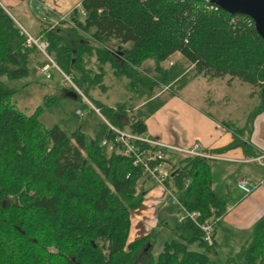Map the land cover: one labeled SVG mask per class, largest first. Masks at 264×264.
<instances>
[{"label":"trees","instance_id":"1","mask_svg":"<svg viewBox=\"0 0 264 264\" xmlns=\"http://www.w3.org/2000/svg\"><path fill=\"white\" fill-rule=\"evenodd\" d=\"M78 5L61 22L70 23L67 27L48 24L34 37L47 42L52 61L112 126L144 133L143 119L162 104L155 89L167 86L172 94L196 76L235 77L257 87L264 100V39L249 17L206 0H79ZM175 52L182 60L163 67ZM90 55L127 79V88L146 101L142 109H133L129 117L124 102L109 106L89 95L90 89L103 87V74L84 67L83 57ZM37 56L0 6V77H26L29 61ZM146 60H151L150 74L139 70ZM14 92L0 79V264H134L154 236L150 230L129 237L130 211L145 192L136 191L146 179L142 168L119 153L103 119L91 137L79 125L69 133L57 124L44 127L39 116L59 97L45 95L24 114L11 101ZM258 112L249 114V125ZM163 184L186 210L198 213L199 221L218 220L225 212L224 199L211 188L208 158L182 156ZM169 233L154 258L148 252L147 264H213L214 240L203 241L193 221H176ZM192 243L199 250L188 249ZM225 263L264 264V212Z\"/></svg>","mask_w":264,"mask_h":264},{"label":"rangeland","instance_id":"2","mask_svg":"<svg viewBox=\"0 0 264 264\" xmlns=\"http://www.w3.org/2000/svg\"><path fill=\"white\" fill-rule=\"evenodd\" d=\"M11 1L13 2L3 3L4 6L10 15L13 16L12 18L17 20L32 36H36L42 28L47 26V21L45 22V20L41 19L46 11L43 6L48 8L50 13L57 18L55 20L57 25H60L63 20L68 19V15L74 7L79 9V5H75L78 0H44V2L41 0ZM60 17H63V20H61ZM55 21L50 22L49 26ZM69 24L68 22H64V24L61 25L67 27ZM122 47H126V45H122ZM111 48H115V45H111ZM36 58L37 64L32 60L29 61V73L26 77L20 79H5L0 77L4 85L15 90L11 99L15 107L24 114H30L37 105H40L45 95H57L59 97V99L57 98V102L45 107L39 116L42 125L48 127L57 124L66 133L71 132L79 125L85 135L91 137L95 129H97L100 119H104L102 115L100 114L99 116L96 112L89 111V109L84 107L80 102V99L73 98L69 93L71 90L60 81L61 77L54 69L51 70L49 79L37 75L35 67L41 63L43 59L40 56ZM83 60L84 67L88 68L91 73L101 72L103 74L101 80L102 89L99 86L94 87L88 91L89 95L93 99L99 100L109 106H115L119 102H124L126 107L125 114L130 117L134 112L133 106L141 102L142 98H138L133 91L127 88V79L114 76L112 74V68H110L107 63L99 66L94 55L84 56ZM151 66V60H146L145 66H142L139 70L146 74H150ZM225 77L228 78V75ZM242 84L243 86L241 88L237 87V93L232 94L234 97L228 93L230 96L219 101V95L216 93V90L219 92V79L218 81L215 80L214 84H208L207 86L209 88L206 86V83L202 84L201 81L203 95L207 96V99L218 101L219 105H224L227 112H232L234 119L231 116L229 118L225 117L226 115L223 116V118L221 114L216 112L213 108L209 109L206 104L203 103L201 105L203 110L209 111V113L205 112V114L213 120L215 124L221 125L222 128L227 131L230 138H236L238 142L246 140L247 132L249 133L251 130V127L247 123L248 121H246L244 129L241 130V132L238 131V129L242 127L244 118L249 112L254 114L261 108L258 99H252L246 94V91L249 89V84L246 82H242ZM206 87L208 89L205 91ZM188 89L195 91L196 86L190 85ZM221 89H224L225 92L227 91L224 82ZM213 90H215V93H213ZM156 91H159V89L156 88L155 92ZM77 109L84 111L85 115L78 117L75 113ZM124 130L129 129L125 127ZM178 157V155H173L171 160H176ZM145 178L146 181L143 188L145 192L142 194L141 203L138 208L130 211L132 225L129 231V237L140 236L150 230L153 231L154 236L150 238L151 244L137 253L134 264H147L148 252L150 256L154 258L161 249V242L169 238V229L172 228L176 222L177 207L171 200H168V193L161 186L148 180V177L145 176ZM263 183L264 182L261 184L263 185ZM233 185L232 178L231 188ZM140 188L142 187H136V191ZM233 212L235 213V210H233ZM238 213L236 214L238 215ZM251 220H253V218H251ZM252 222L250 221V223H248V219L246 222H235V219L226 216V212H224L220 222L215 225L217 238L215 254L212 256L213 264H226V258L235 255L240 246L248 238L254 226ZM247 224H250V227L247 226ZM188 249L199 250L196 243L190 244Z\"/></svg>","mask_w":264,"mask_h":264},{"label":"crops","instance_id":"3","mask_svg":"<svg viewBox=\"0 0 264 264\" xmlns=\"http://www.w3.org/2000/svg\"><path fill=\"white\" fill-rule=\"evenodd\" d=\"M41 1L44 2V0ZM0 2L7 13H9L3 3H12L13 1L0 0ZM78 3L79 0L75 5ZM43 7L46 11L41 19L45 20V22L47 21L48 25L57 18L50 13L48 8ZM14 21L23 27L17 20L14 19ZM175 60H182L180 54L177 52L162 61L161 65L167 67ZM32 61L35 64L38 63L36 62V57L32 58ZM225 76L212 79L196 76L183 88L172 94L169 93L167 86H163L154 95V97L162 101V104L143 119L145 125L144 133L149 138L156 139L157 141L182 147H189L193 143L199 144V150L206 154L210 160L211 188L224 199L226 203V216L232 217L235 219V222H246L248 219V223L253 221L252 224H254L264 212V183L263 185L258 184L261 180L264 182V166L251 160L257 155L264 153V110L260 108L259 112L253 116L249 125L251 130L249 133L247 132L246 140L238 142V140L230 138L227 131L221 125L215 124L213 120L207 117L205 112L209 113V111L203 110L201 107L205 103L209 109L213 108L222 117L226 115L225 117L229 118L231 116L233 118L232 112H227L225 106L219 105L218 101L207 99V96L203 95V89H201L203 88L201 81L202 84L206 83L207 86L208 84H214L215 80L218 81L219 79V92L216 90L217 95H219V101L230 96L228 93L234 97L232 94L237 93V87L241 88L243 86L242 81L235 77L230 79L229 76L228 78ZM223 82L227 88L226 92L224 89H221ZM190 85H195L196 90H189ZM207 87L205 91L209 88ZM213 93H215V90H213ZM246 94L252 99H258L260 106L264 105L263 97H261L257 87L249 84ZM145 102L142 100L133 106V109L137 107L142 109ZM152 102V106H154L158 101L154 99ZM250 113L244 118L242 122L243 127L246 125ZM171 157L167 160L170 168L176 165L182 156H179L176 160H171ZM231 177L234 184L232 188ZM239 177L249 179L251 190L248 193H244L237 187L236 181ZM140 180L137 183L139 186ZM145 181H142V189L144 188ZM233 210H235V213ZM221 218L222 216L216 221L215 225L220 222ZM215 225L213 240L216 245ZM249 225L247 224V226Z\"/></svg>","mask_w":264,"mask_h":264},{"label":"built area","instance_id":"4","mask_svg":"<svg viewBox=\"0 0 264 264\" xmlns=\"http://www.w3.org/2000/svg\"><path fill=\"white\" fill-rule=\"evenodd\" d=\"M0 6L4 8L1 2ZM60 19L63 20V17H60ZM56 25L57 22L55 21L49 26V28H52ZM18 26L20 31L25 35V45L27 47L33 46L35 49H37L43 59V61L35 67L36 74L42 76L45 79H49L51 76V70L54 69L56 73L60 75V81L64 83V85H67L68 89H71L77 93L87 103L88 108L100 116L99 110L83 96L81 90L73 83L71 77L64 74L49 57L46 52L47 42L40 36L34 37L30 35L20 25ZM75 113L78 117L85 115V112L79 109H77ZM104 122L114 133L113 142L118 144L119 153L129 157L133 165L140 166L148 179L162 188H164V181H166L168 176H170L171 168L167 163V160L170 156L178 155L208 158L206 154L199 150L200 146L197 143H193L189 147H182L149 138L145 133H133L129 130L118 129L109 124L107 121L104 120ZM101 144L108 145V148L111 147L106 139H103ZM251 160L256 161L257 163L264 166V153L257 155ZM261 182L262 180L259 181L258 184H261ZM236 185L244 193H248L251 190L249 179L246 177H239L236 181ZM166 192L168 193V200H171L172 203L177 207L176 221H182L186 218L193 221L194 224L199 228L203 241L210 245L213 242L214 222L217 219L208 218L206 220L199 221L197 218L198 213L196 211L186 210L171 192H169L167 189Z\"/></svg>","mask_w":264,"mask_h":264},{"label":"water","instance_id":"5","mask_svg":"<svg viewBox=\"0 0 264 264\" xmlns=\"http://www.w3.org/2000/svg\"><path fill=\"white\" fill-rule=\"evenodd\" d=\"M206 1L229 14H240L249 17L252 20L253 27L257 35L264 39V0ZM69 93L73 98H75V94L72 91Z\"/></svg>","mask_w":264,"mask_h":264}]
</instances>
